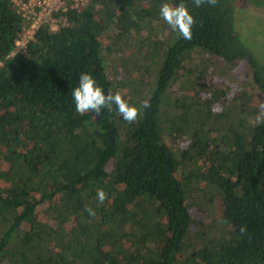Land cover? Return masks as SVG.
Listing matches in <instances>:
<instances>
[{
    "label": "trees",
    "instance_id": "trees-1",
    "mask_svg": "<svg viewBox=\"0 0 264 264\" xmlns=\"http://www.w3.org/2000/svg\"><path fill=\"white\" fill-rule=\"evenodd\" d=\"M181 2L195 20L192 38L175 31L166 46L153 32L168 25L160 3ZM245 2L264 9V0ZM238 9V0H93L61 14L67 27H41L25 55L10 56L25 24L0 0V264H264V113L252 102L256 90L264 96V62L240 39ZM113 25L155 36L144 37L150 63L163 51L150 107L133 102L141 115L131 124L115 105L80 114L72 96L83 72L115 93L99 39L101 31L112 39ZM208 58L244 63L250 87L226 96L194 84L189 76L199 79ZM180 68L192 93L178 103L167 90ZM184 134L188 146L175 149ZM198 184L206 191L196 202ZM213 201L219 227L192 231L191 210Z\"/></svg>",
    "mask_w": 264,
    "mask_h": 264
},
{
    "label": "rangeland",
    "instance_id": "rangeland-1",
    "mask_svg": "<svg viewBox=\"0 0 264 264\" xmlns=\"http://www.w3.org/2000/svg\"><path fill=\"white\" fill-rule=\"evenodd\" d=\"M238 1L239 9L237 19L240 24V32L242 34V36H240V39L245 47L249 48L252 53L257 56V58L261 59L264 62V9H258L253 6H249L248 4H246L245 0ZM142 4V6H147L146 3ZM162 4L163 3H160L161 6ZM162 19L163 18H161V20ZM161 22L167 24L164 20H162ZM112 28V39H110L106 31L99 32L100 47L102 49L101 58L103 60V65L106 72L109 74L110 81L113 83L114 92H119L130 105H133V102L135 101H138L141 105L143 101H145V96L148 97L149 92L152 89V82L154 81L155 83L156 81L157 72L161 66V61L163 59V51H159V56L161 58H156V63L155 61L154 63H150L149 60L145 59V52L148 49L146 48V41L144 40V37H146L148 40H153L155 38L154 35L146 33L145 30H143L139 34L130 35L119 30L116 25H113ZM164 28L166 29H162L160 32H157L154 27L153 32L155 34L158 33L160 35L161 41H165V45L168 46L171 45V43L177 38V33H175V31H172L168 25H165ZM112 41L115 42V45L112 44ZM108 48H112V51H107ZM206 60L207 68L204 71V74L202 76H199V79L189 76L190 79H194V84H200L201 82H203L204 84L210 85L212 87L217 86L218 90H220V94H225L226 96H233V94L239 91L243 86L250 87L249 82H251V76L248 70L245 68L244 63H226L222 62L219 59L213 58H208ZM194 61L197 62L198 59ZM194 61H192V63ZM151 64L152 67L149 68L150 72L146 73L144 71V68H146L147 66H151ZM182 72L183 71L180 68L176 74L174 84H171L169 89L167 90V92L170 90L169 92L171 94L172 100L178 98L175 99L178 103L184 101L181 93L189 97H191L192 93V90H182V87L188 82V77H185V79L184 77H181ZM181 79L184 80L182 84H180ZM206 96L211 97L212 95L208 91L203 93L202 98H205ZM263 101L264 96L256 90L253 94V105L259 106ZM219 104V102H217V104H212L211 111H214L216 109L219 110ZM136 107L138 108L137 105ZM181 117L182 116H177L176 118L180 121ZM184 125L185 129H189L192 127L189 121H186ZM188 143L189 137L184 134L182 135L181 139L176 141V145L174 148L178 150H184L188 146ZM209 157L210 151H204V160L208 159ZM204 160H200L198 164L200 166H203ZM189 164L190 160L183 161V165L186 168H189ZM204 171L205 170L203 166L198 175L200 179L203 176ZM196 187L197 195L192 197V199L197 202L206 190L200 184H198ZM191 205L197 206V203L194 204L191 202ZM205 208L206 209H204L200 213H198L194 209L191 210L192 231H194L196 226L198 225L202 226V228H206L211 223H213L212 225H214L215 228L219 227L218 221L221 218L220 204L213 201L210 206H205ZM208 235H205L206 238H204L206 242L208 240L214 239L212 238V235ZM198 245H201V243H198ZM183 258H185V256H183Z\"/></svg>",
    "mask_w": 264,
    "mask_h": 264
},
{
    "label": "clouds",
    "instance_id": "clouds-1",
    "mask_svg": "<svg viewBox=\"0 0 264 264\" xmlns=\"http://www.w3.org/2000/svg\"><path fill=\"white\" fill-rule=\"evenodd\" d=\"M217 0H194V4L199 7L203 3L215 5ZM160 15L164 21L168 24L172 31H178L180 35L190 40L192 38V26L195 20L186 5L181 2L178 5H171L169 3H163L160 8ZM72 96L75 104V109L78 113L84 114L89 111H94L99 114L102 109L111 110L115 105L119 114L128 123L137 122V118L141 115L140 108L130 105L119 92L105 94L104 90L97 84L94 77L83 72L79 76L78 86L72 90ZM143 108L150 107L148 100L143 101ZM260 110L264 113V103L259 105ZM97 199L99 203L107 199V194L103 189H97ZM90 216L95 215V211L91 208L86 209ZM243 231V229H241Z\"/></svg>",
    "mask_w": 264,
    "mask_h": 264
},
{
    "label": "built area",
    "instance_id": "built-area-1",
    "mask_svg": "<svg viewBox=\"0 0 264 264\" xmlns=\"http://www.w3.org/2000/svg\"><path fill=\"white\" fill-rule=\"evenodd\" d=\"M93 0H10L14 12L21 17L25 26L15 41V48L10 56L25 55L27 42L41 27H48L51 32L59 27H67L68 21L62 13L66 9L77 13L85 9Z\"/></svg>",
    "mask_w": 264,
    "mask_h": 264
}]
</instances>
